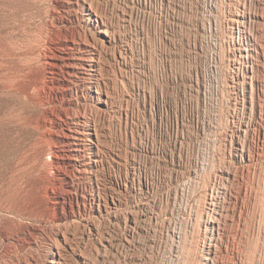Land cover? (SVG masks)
I'll return each mask as SVG.
<instances>
[{
	"label": "rangeland",
	"instance_id": "374dc122",
	"mask_svg": "<svg viewBox=\"0 0 264 264\" xmlns=\"http://www.w3.org/2000/svg\"><path fill=\"white\" fill-rule=\"evenodd\" d=\"M63 1L0 0V48L14 14L41 50L79 29ZM98 2L92 19L115 33L100 59L108 104L75 110L100 136L103 163L78 191L96 200L84 215L75 199L55 206L50 135L15 123L0 95V264H204L211 243L218 264H264V0Z\"/></svg>",
	"mask_w": 264,
	"mask_h": 264
},
{
	"label": "bare ground",
	"instance_id": "6f19581e",
	"mask_svg": "<svg viewBox=\"0 0 264 264\" xmlns=\"http://www.w3.org/2000/svg\"><path fill=\"white\" fill-rule=\"evenodd\" d=\"M98 3V0H64L63 8L75 15L79 29L55 31L54 39L43 50L38 48L33 39L36 35L28 30V25L22 31V25L15 24L19 19L14 14L13 20L7 24L10 43L0 48V95L15 123L23 119L26 126L34 125L36 129L48 132L50 155L60 188V192L54 194V204L65 209L67 199L70 202L75 199L78 205L72 203L71 209H77L81 214L80 203H83L85 212L87 202L93 203L96 198L84 200L82 195L81 201L78 191L84 181L92 180L103 159L97 126L86 114L75 110L86 100L91 101L96 112L108 104L109 97L104 98L99 79L100 59L102 50L115 42V33L109 25L103 20L99 25L92 19L91 13L101 19ZM22 32L25 35L23 39ZM40 67L45 69L44 73L40 72ZM98 203L101 204L99 198ZM113 205L106 215L119 217L121 207L114 200ZM219 205L216 201L208 203L203 216L204 225L215 240L222 235L224 213L223 209L219 210ZM14 213L22 217V211ZM73 217L74 214L67 221ZM54 243L53 246L58 248L57 241V245ZM204 247V264H218L216 246L211 243ZM53 255L52 264H66L59 252Z\"/></svg>",
	"mask_w": 264,
	"mask_h": 264
}]
</instances>
